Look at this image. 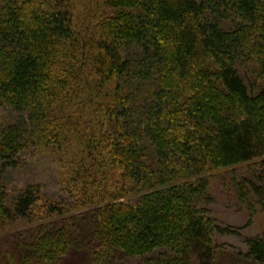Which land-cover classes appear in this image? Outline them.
Returning a JSON list of instances; mask_svg holds the SVG:
<instances>
[{"label":"trees","instance_id":"obj_1","mask_svg":"<svg viewBox=\"0 0 264 264\" xmlns=\"http://www.w3.org/2000/svg\"><path fill=\"white\" fill-rule=\"evenodd\" d=\"M28 151L91 209L79 245L96 262L210 264L213 174L259 161L235 185L264 209V0H0L1 171ZM1 171L0 235L68 215L39 184L10 197ZM73 239L47 233L41 258ZM246 245L264 264V240Z\"/></svg>","mask_w":264,"mask_h":264},{"label":"rangeland","instance_id":"obj_2","mask_svg":"<svg viewBox=\"0 0 264 264\" xmlns=\"http://www.w3.org/2000/svg\"><path fill=\"white\" fill-rule=\"evenodd\" d=\"M6 115L9 114L6 112ZM30 151L16 168L6 166L2 171L0 169L8 194L13 198L25 186L39 184L48 199L62 202L68 215L63 218L45 219L36 224L23 220L14 221L0 235V240H5V243L0 244L3 253L0 264H174L172 254L166 250L156 251L145 258H127L120 254L104 257L101 248L92 250L97 255L103 252L100 261L96 262L93 253L79 245L82 243L81 228L89 230L87 221L90 220L91 209L72 210L73 202L61 188L63 179L54 155L48 151L40 154H33ZM258 163L259 161H256L220 170L214 173L209 181L212 203L207 219L211 221L214 255L210 264H255L247 262L244 255L248 252L247 240L256 238L264 240V209L260 208L255 200L246 202L241 194L245 193L244 189L240 192L235 183L238 185L241 177H246L247 171L255 168ZM59 229L74 235V239L60 260L48 263L42 259L41 253L46 245L40 241L46 238L47 233ZM11 252L16 256L11 255Z\"/></svg>","mask_w":264,"mask_h":264}]
</instances>
